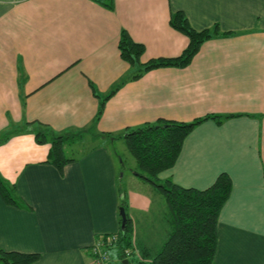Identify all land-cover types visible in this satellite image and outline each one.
<instances>
[{"label":"crops","instance_id":"1","mask_svg":"<svg viewBox=\"0 0 264 264\" xmlns=\"http://www.w3.org/2000/svg\"><path fill=\"white\" fill-rule=\"evenodd\" d=\"M113 4L0 0V134L27 129L0 142V176L24 202L15 206L0 194V247L39 253L31 264H92L91 245L121 230L124 206L141 255L132 256L136 264L142 249L161 246L170 221L152 183L133 171L141 181L119 185L123 133L218 114L220 121L208 117L190 129L158 176L205 188L226 173L231 191L219 211L212 264H264V0ZM179 10L193 27L217 25L221 33L184 66L128 78L135 66L120 54L121 30L143 43L141 61L176 56L189 42L170 23ZM28 121L80 131L66 146L73 158L61 169L49 161V142H38Z\"/></svg>","mask_w":264,"mask_h":264},{"label":"trees","instance_id":"2","mask_svg":"<svg viewBox=\"0 0 264 264\" xmlns=\"http://www.w3.org/2000/svg\"><path fill=\"white\" fill-rule=\"evenodd\" d=\"M99 1L109 8L114 6V0ZM170 23L188 36L187 46L176 56H160L146 61H141V54L144 51L143 43L133 40L125 29L121 30L120 54L135 66L128 78L138 77L145 70L157 66H184L189 63L204 40L221 33L217 25L212 29L193 27L181 10L172 13ZM102 106L103 101L100 102L99 112ZM221 116L208 114L191 122L160 119L155 123L131 127L123 133L139 168L135 172L152 183L163 195L170 221V229L161 246L152 254L147 249H142V259L136 264H212L217 250L218 215L231 191L230 177L222 172L209 186L196 188L178 185L170 178L161 180L158 173L175 162L185 135L195 124L208 117L217 118L220 121ZM28 125L31 126L30 130L38 142H49L47 159L59 169L73 158L67 155L66 146L79 138L80 131L57 132L41 122L28 121L25 126ZM24 129L17 127L3 132L0 134V142L6 140L13 132ZM0 194L7 203L24 206V202L15 194L13 186L1 176ZM114 234H117L116 239L110 244L106 242V246L109 251L115 250L116 257H123L124 248L133 246L128 217L124 229L121 228ZM109 235L112 234L98 235L97 240L106 241ZM38 257L37 252H23L0 247V264H31ZM128 261L132 264L130 259ZM110 264H122V262L113 261Z\"/></svg>","mask_w":264,"mask_h":264},{"label":"built area","instance_id":"3","mask_svg":"<svg viewBox=\"0 0 264 264\" xmlns=\"http://www.w3.org/2000/svg\"><path fill=\"white\" fill-rule=\"evenodd\" d=\"M117 234H112L107 237L106 241L96 240L91 246V254H92V264H110L113 262V259L109 254V248L106 246V242L110 244L114 239H116ZM124 256L119 257L118 260L123 258L132 260V256L136 255L138 258H141L139 250L135 246H127L124 248Z\"/></svg>","mask_w":264,"mask_h":264},{"label":"rangeland","instance_id":"4","mask_svg":"<svg viewBox=\"0 0 264 264\" xmlns=\"http://www.w3.org/2000/svg\"><path fill=\"white\" fill-rule=\"evenodd\" d=\"M120 142L122 143L121 145L124 146V155H125V157H123V159H124L123 166L121 165V169L119 171V175L122 174V171H123V175L121 176L122 178L119 179V185H121L122 189L124 190V188L126 189L127 185L131 181L129 178L135 177L138 180H140V179L138 177L134 176L133 173H132L133 171L135 172L136 170H139V168H138V165H137V162H136V159H135L134 155L131 153V151H130L128 145H127V142L124 141V140L120 141ZM119 193H120V191H119ZM160 195H161V198H162L163 202H165V199H164L163 195L162 194H160ZM155 203L157 205L156 201H155ZM155 203H154V205H155ZM118 258L119 257H117L115 261H120L121 262V260H118ZM131 263H132V260H131ZM132 264H134V263H132Z\"/></svg>","mask_w":264,"mask_h":264},{"label":"water","instance_id":"5","mask_svg":"<svg viewBox=\"0 0 264 264\" xmlns=\"http://www.w3.org/2000/svg\"><path fill=\"white\" fill-rule=\"evenodd\" d=\"M120 215H121V228L124 229L125 223H126V219H127L124 206H120ZM121 262L123 264H129V261L126 258H123Z\"/></svg>","mask_w":264,"mask_h":264}]
</instances>
